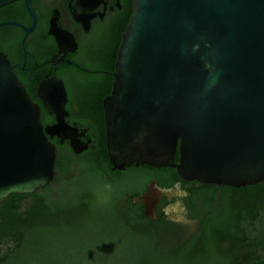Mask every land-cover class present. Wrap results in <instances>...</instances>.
<instances>
[{"label": "water", "instance_id": "1", "mask_svg": "<svg viewBox=\"0 0 264 264\" xmlns=\"http://www.w3.org/2000/svg\"><path fill=\"white\" fill-rule=\"evenodd\" d=\"M111 77L102 107L113 170L169 167L183 181L234 188L264 182V0H132ZM36 96L53 125L0 53V204L52 182L49 138L75 154L88 148L65 122L63 82L43 81ZM151 195L141 199L155 220Z\"/></svg>", "mask_w": 264, "mask_h": 264}, {"label": "trees", "instance_id": "2", "mask_svg": "<svg viewBox=\"0 0 264 264\" xmlns=\"http://www.w3.org/2000/svg\"><path fill=\"white\" fill-rule=\"evenodd\" d=\"M130 15L109 22L95 41L100 45L90 50L91 57L102 60L107 70H114L121 36ZM65 72L72 75V83L63 78ZM58 76L66 81L70 99L78 101L83 107V117L89 120L112 89L109 74L85 78L66 67L60 69ZM48 116L43 111V125L50 121ZM100 128L102 135L96 140L95 147L79 158L74 157L70 149L59 147L55 164L59 179L56 178L54 183L50 182L33 194H13L2 202L6 225L0 234V264H112L109 252L102 251L103 242L120 241L123 237L126 242H118L114 248L126 247L130 242L129 250L135 248V251L128 259L119 258L115 264H264V182L239 189L238 205L229 194L232 188L226 187L228 196L219 209L212 207L218 186L203 184V212L194 210L191 216L199 221L198 230L181 241L179 229L162 214L157 221H152L140 215L131 200L127 204L121 202L132 183V176L112 171L103 125L94 124L92 129ZM177 159L178 154L175 161ZM73 165H76L75 170ZM159 174L166 177L165 186L179 179L171 168ZM24 200L28 204L23 208ZM115 205L121 211L119 218H130L126 233H119L121 224L118 222L120 226L111 223L110 227L107 224L102 227L88 225V219H99L106 208ZM140 226L148 228L145 231L149 236L153 229L169 226L176 236L168 243L160 239L149 247L147 243L151 236L130 231ZM137 240H140L139 246H135Z\"/></svg>", "mask_w": 264, "mask_h": 264}, {"label": "flooded vegetation", "instance_id": "3", "mask_svg": "<svg viewBox=\"0 0 264 264\" xmlns=\"http://www.w3.org/2000/svg\"><path fill=\"white\" fill-rule=\"evenodd\" d=\"M28 5L31 12L27 7V0H13L0 5V24H3L0 26V53L9 60L15 76L31 100L40 106V100L36 96L40 83L51 78L63 82L67 94L65 122L78 129V133L81 134L80 141L88 148L75 154L69 141L64 140L60 143L56 136L49 140L55 145L57 156L60 147L63 150L70 149L72 155L79 158L90 148H94L96 140L102 135L101 128L92 129L94 124L103 125L105 133L102 102L106 96L101 101L100 109L97 107L96 112H93L95 115L90 116V120L84 118L83 107L78 101L70 99L66 81L63 79L72 83V75H69L70 72H65L63 73L65 77L61 78L58 73L60 69L67 67L85 75V78L94 75L111 76L114 70L104 68V62L92 58L90 50L93 46L100 45L99 41H95L102 35L109 22L131 13L132 0H28ZM25 30L29 32L26 33ZM41 110L42 116L45 111L42 106ZM48 117L50 121L44 126L55 123L53 115ZM75 168L76 165H73L72 169ZM166 168L169 167L154 168L132 164L120 171L112 170L132 176L130 179L132 183L125 190L121 202L127 204L131 200L136 211L149 219L145 215L147 209L141 197L153 194L157 200L148 210L154 212L156 217L152 221H157L158 216L162 214L166 221L178 229H182L184 225L192 226L191 235H193L198 230L199 221L191 216L194 210L203 212L204 183L183 181L178 177L179 179H175L169 186H165L163 184L167 179L159 173L166 171ZM74 173L77 174L76 171ZM58 177L55 171L51 183H54L56 178L59 179ZM226 187L228 189L229 186H218L213 208L222 207L223 199L228 196ZM230 188L232 192L229 194L233 202L238 205L241 199L239 189L245 187ZM1 204L0 234L3 233L6 225V213L1 208ZM27 204L28 201L24 200L21 207L24 208Z\"/></svg>", "mask_w": 264, "mask_h": 264}, {"label": "rangeland", "instance_id": "4", "mask_svg": "<svg viewBox=\"0 0 264 264\" xmlns=\"http://www.w3.org/2000/svg\"><path fill=\"white\" fill-rule=\"evenodd\" d=\"M120 214H121L120 209H118V207L115 205L112 208H109V209L106 208L105 212L104 213L102 212V214H100V218L99 219L97 217H94V218L88 219L87 223H88V225L89 224L90 225L93 224V226H95V225L98 226L99 225L101 227L107 224V227H110L109 223H111V225L113 224L115 226V225H119V224H117V222H118V223L121 224V226L119 225L120 227L118 228V231H119L120 234H123V233H126L125 231H126V228L128 227L127 224H128V221H129L130 218H128V217L119 218ZM90 220H91L92 223L90 222ZM146 229L148 230V228H146V227H142L141 228V226H140V227L134 228L133 230L131 229L130 231L136 233L137 235L139 233V235L141 234V236H143V235H145L147 233V231H145ZM192 230H193V228L190 225H184L182 227V229L180 228L179 229L180 236H181L180 240L181 241L187 240L190 237V235L192 233ZM130 231L127 229V234ZM151 233H152L150 235L151 237L148 235L149 233L146 234V235H148L150 237V240L147 243L149 247L154 245L160 239L163 240L162 242L168 243V242H170L172 240V238H174L176 236V232L169 226H159V227L153 229V232H151ZM125 242L126 241H124V237L122 239H120V241L119 240L115 241L113 239V240H110L109 242L106 241V243L103 242L104 243V248L102 249V251H103V253H104V251L106 253H107V251L109 252V255H110L111 259H112V264H115L116 260H118L119 258L122 259V260L123 259L124 260L128 259L131 256L130 254L133 251H135V248H133L132 250H129L128 246L131 247V245L128 244V243H130V242H127V244H126L127 246L126 247H124L122 245V247L120 246L121 248L118 247V246L116 248H114L115 244H117V243L118 244H122V243L124 244ZM139 242H140V240L139 241L137 240L135 246L136 245L139 246V244H140ZM109 249H110V251H109ZM151 255H152V253H151ZM203 264H209V263L203 262Z\"/></svg>", "mask_w": 264, "mask_h": 264}]
</instances>
